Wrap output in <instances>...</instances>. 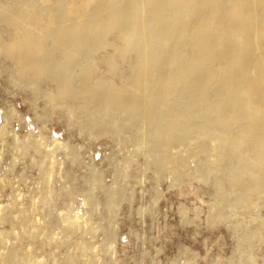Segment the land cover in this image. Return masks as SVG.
Returning a JSON list of instances; mask_svg holds the SVG:
<instances>
[{
  "label": "rangeland",
  "instance_id": "374dc122",
  "mask_svg": "<svg viewBox=\"0 0 264 264\" xmlns=\"http://www.w3.org/2000/svg\"><path fill=\"white\" fill-rule=\"evenodd\" d=\"M12 35L0 23V42ZM120 46L111 33L91 54L89 85L131 79L139 62L119 58ZM56 88L0 51V264H264V166L235 185L216 140L161 155L144 124L115 127L87 96Z\"/></svg>",
  "mask_w": 264,
  "mask_h": 264
},
{
  "label": "bare ground",
  "instance_id": "6f19581e",
  "mask_svg": "<svg viewBox=\"0 0 264 264\" xmlns=\"http://www.w3.org/2000/svg\"><path fill=\"white\" fill-rule=\"evenodd\" d=\"M49 1L0 4V23L13 33L0 51L14 60L19 75L46 77L71 99L87 96L115 127L124 119L130 127L144 124L161 155L174 143L202 148L216 140V164L239 174L235 185L244 184V173L260 172L264 0ZM111 33L121 42L114 49L119 58L132 54L139 66L131 67L122 87L89 85L87 62ZM111 59L105 60L109 73ZM73 73L76 87L70 85ZM236 129L255 137L259 147L243 148ZM258 180L264 185V177Z\"/></svg>",
  "mask_w": 264,
  "mask_h": 264
}]
</instances>
